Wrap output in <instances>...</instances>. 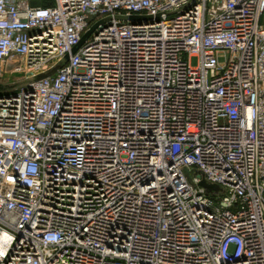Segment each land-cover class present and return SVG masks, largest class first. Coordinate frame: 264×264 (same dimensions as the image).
Instances as JSON below:
<instances>
[{"label":"built area","instance_id":"2783aa9c","mask_svg":"<svg viewBox=\"0 0 264 264\" xmlns=\"http://www.w3.org/2000/svg\"><path fill=\"white\" fill-rule=\"evenodd\" d=\"M0 264H264V0H0Z\"/></svg>","mask_w":264,"mask_h":264},{"label":"water","instance_id":"95a60500","mask_svg":"<svg viewBox=\"0 0 264 264\" xmlns=\"http://www.w3.org/2000/svg\"><path fill=\"white\" fill-rule=\"evenodd\" d=\"M132 18H139L138 16H132ZM67 58V56H66ZM200 185L206 189L207 192H210L213 189H217L218 185L206 183L205 180H201Z\"/></svg>","mask_w":264,"mask_h":264},{"label":"rangeland","instance_id":"374dc122","mask_svg":"<svg viewBox=\"0 0 264 264\" xmlns=\"http://www.w3.org/2000/svg\"><path fill=\"white\" fill-rule=\"evenodd\" d=\"M223 56H220V60H223ZM190 62H191V65L192 66H196L197 65V63H198V60H197V57H192L191 59H190ZM9 77V75H6L5 76V79H7ZM13 80V77L11 78V81ZM185 173L188 175L189 173H188V171H187V169H185ZM221 188L218 186V188L217 189H213V190H211V191H215V192H217V191H219ZM210 191V192H211Z\"/></svg>","mask_w":264,"mask_h":264}]
</instances>
